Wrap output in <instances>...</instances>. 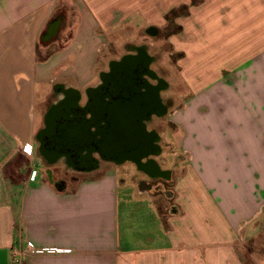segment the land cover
Here are the masks:
<instances>
[{"label": "crops", "instance_id": "0c3cea01", "mask_svg": "<svg viewBox=\"0 0 264 264\" xmlns=\"http://www.w3.org/2000/svg\"><path fill=\"white\" fill-rule=\"evenodd\" d=\"M154 8L190 9L180 22L195 27L190 95L170 120L179 136L164 147L159 134L156 155L187 166L163 170L153 155V170L136 167L178 172L174 194L126 162L56 179L42 168L39 96L93 87L105 33ZM120 181L133 191L122 207ZM0 264H264V0H0Z\"/></svg>", "mask_w": 264, "mask_h": 264}, {"label": "rangeland", "instance_id": "374dc122", "mask_svg": "<svg viewBox=\"0 0 264 264\" xmlns=\"http://www.w3.org/2000/svg\"><path fill=\"white\" fill-rule=\"evenodd\" d=\"M190 9L187 8H154V9H144L135 15H131L125 17L124 21L121 24L114 25L109 29V32L105 33L107 40L105 41L106 47L103 48L102 52L98 56V63L94 70V77L91 80V83L88 85L95 86L100 82V75L102 73L108 71V67L112 61L120 62L122 58L128 54H134V49L139 53H147L151 58V63L149 65V71L152 73V77L157 78V80L161 81L163 87L166 86V89L160 92L157 89V93L159 94L158 100L163 104L165 102L168 106L167 115L163 118L153 117L151 121L147 123V130L149 132H156L157 135H161L163 139L166 141L168 139L179 136V131L175 132V129H178L176 124H172L170 122L171 118L175 117L182 111L186 104L187 97L190 95L189 86L185 80V75H188L186 72L192 75V71L190 69L195 65L193 55L196 53L195 46H192V50H187V45L185 43H194L195 42V32L191 33L195 27L194 25H187L181 23L180 19L182 16L190 15ZM125 15V14H124ZM156 28L158 30L157 36H151L147 33L149 28ZM48 34L43 37L42 43L45 45L46 43L51 41L53 36ZM55 37L52 39L54 40ZM186 43V44H187ZM184 47V48H182ZM108 73V72H107ZM194 75V73H193ZM152 84L156 87L157 83L154 79H150ZM65 85V84H64ZM56 86H62L61 84H55L52 87L46 88L43 92L42 96H39L38 108L45 110L46 112L51 108V106L63 95L60 93H55L54 88ZM66 86V85H65ZM80 93H85L86 87H78ZM157 101V100H156ZM38 127L42 126L41 123H38ZM168 128L170 130H168ZM157 136V138H158ZM161 138L159 136L156 144L157 149H160ZM160 155V152L157 153ZM157 155V156H158ZM153 156V155H149ZM156 155L153 157L158 164L162 167V169H175L177 171L185 168L187 166V160L183 154H181L180 158L167 157L164 156L157 157ZM148 159V158H146ZM147 160L142 161L146 163ZM126 171L129 174H133L134 179L138 178L143 182L150 183L154 192V188L163 184L165 186L164 189L169 191L172 195L174 194L173 187L175 185V179L178 172H173L170 176L171 182L165 181V179H157L152 180L142 172L139 173L136 169L137 165L131 160L126 161ZM49 167H43V169H48L51 173H53L56 179L63 178H73L75 182H80L81 174L78 171V167L66 165L62 160L61 162L50 165ZM181 173V172H180ZM179 173V175H180ZM122 178L121 181H123ZM119 182V194L121 197V207L122 201L124 202L125 197L127 199L126 194H132L133 191H129L126 188V192L124 189V185L122 182ZM127 187V186H126ZM131 202H129V207L131 211L141 209L143 204L138 202L137 199L132 196L129 198ZM164 200V199H163ZM124 214L121 211V219H119L120 227L123 229L125 225ZM129 224L131 225L130 217Z\"/></svg>", "mask_w": 264, "mask_h": 264}, {"label": "water", "instance_id": "95a60500", "mask_svg": "<svg viewBox=\"0 0 264 264\" xmlns=\"http://www.w3.org/2000/svg\"><path fill=\"white\" fill-rule=\"evenodd\" d=\"M147 33L155 37L158 35V30L152 27L147 30ZM150 61L151 58L149 60L144 52L137 57H127L116 63L112 73L106 74L105 79L127 84L135 82L139 87L142 84L141 74L143 71H149ZM135 70L139 71L135 72ZM154 89H147L146 93L137 92L128 101H123L118 114L115 109H110L113 116L109 118L112 128L107 130V142L98 144L103 149L111 148L112 151L118 146L119 150H123L119 156L133 161L146 171L153 170L151 169L153 165L142 161L149 155H157L159 152L157 145H153L158 140L157 135L149 132L146 125L152 113L162 112V108L149 101L150 98L155 104L159 103L157 89ZM66 91L62 93V98L47 111L44 129L38 135L39 152L50 165L62 160L66 165L76 166L77 163L82 162L80 160L91 156L95 144L99 142L100 128L98 133L91 132L92 123L82 116L76 119L73 117L78 95L74 92L75 90ZM68 92H70L69 99L66 98ZM116 129H118L117 134H115ZM73 145L78 147L79 156L75 157L71 154L70 148ZM131 148L134 150L126 151Z\"/></svg>", "mask_w": 264, "mask_h": 264}, {"label": "flooded vegetation", "instance_id": "af4514ba", "mask_svg": "<svg viewBox=\"0 0 264 264\" xmlns=\"http://www.w3.org/2000/svg\"><path fill=\"white\" fill-rule=\"evenodd\" d=\"M134 51V54H128L122 58L124 60L127 57H137L140 56L141 53L136 52V49L132 50ZM146 57L149 58L147 53H144ZM115 61H112L108 67V73L104 72L101 75L100 82L99 84L85 90V93H80L79 91H74L78 95V101L76 104V108L73 110V117L76 119L78 116H82L86 121H89L91 124V132L98 133L99 128L100 134L98 135V143L95 144L93 153L91 154L90 157H85V159L80 160L82 162L77 163L76 167H78L77 172H83L87 171L88 167L91 165H99L101 162H112L115 164L118 163H123L128 161V159H124L123 156H119L120 153L123 152V150H119L118 146L113 148V151L111 148L103 149L100 145L104 143L105 141L107 142V130H111L112 125L109 120V118L113 117L112 112L110 109H115L116 114L120 113L119 109L121 108L120 105L123 101H128L132 97H134L135 93H146L147 89H159L160 92L166 89V86L163 87V84L161 81L157 80V78L152 77L151 71L142 72V78L140 86L138 87L137 83L133 82L131 84L123 83L120 81H111V80H106L105 75L106 74H111L113 67L116 65ZM151 63V61H150ZM150 65V64H149ZM149 69V68H148ZM139 70H135V72H138ZM154 79V81L157 83L156 87L155 85L152 84L150 79ZM138 87V88H137ZM126 88V90H125ZM133 88V89H132ZM55 93H60L62 95L63 92L66 91V89L63 86H56L54 88ZM155 90V89H154ZM73 91V90H72ZM67 92V91H66ZM126 92V94H125ZM70 92L66 94V98L69 99ZM158 97L159 94L157 93ZM149 101L153 103L155 106H159L162 108V112H154L152 113L151 117L149 120H147L146 125L153 117H159L163 118L167 115L168 112V106L165 102L155 104L150 98ZM160 101V100H159ZM117 116V115H116ZM118 117V116H117ZM118 133V129L115 130V134ZM100 143V145H98ZM78 147L77 146H72L70 148L71 154L73 156H79L78 152ZM134 150V148H131L130 150L126 151H131ZM151 174V173H150ZM152 175V176H151ZM150 176L153 177L155 176L154 174H151ZM158 176V174H156ZM167 175H163L161 177H166Z\"/></svg>", "mask_w": 264, "mask_h": 264}, {"label": "built area", "instance_id": "2783aa9c", "mask_svg": "<svg viewBox=\"0 0 264 264\" xmlns=\"http://www.w3.org/2000/svg\"><path fill=\"white\" fill-rule=\"evenodd\" d=\"M25 152L27 154L31 155L32 154V149L27 147V148H25ZM19 255H20L19 254V250L17 248H13V257H17Z\"/></svg>", "mask_w": 264, "mask_h": 264}, {"label": "trees", "instance_id": "16d2710c", "mask_svg": "<svg viewBox=\"0 0 264 264\" xmlns=\"http://www.w3.org/2000/svg\"><path fill=\"white\" fill-rule=\"evenodd\" d=\"M60 185V184H59Z\"/></svg>", "mask_w": 264, "mask_h": 264}]
</instances>
